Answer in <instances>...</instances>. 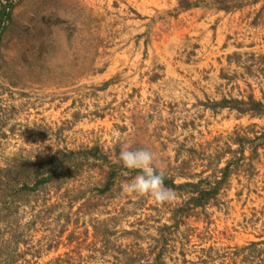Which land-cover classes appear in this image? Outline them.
I'll use <instances>...</instances> for the list:
<instances>
[{"label":"rangeland","instance_id":"rangeland-1","mask_svg":"<svg viewBox=\"0 0 264 264\" xmlns=\"http://www.w3.org/2000/svg\"><path fill=\"white\" fill-rule=\"evenodd\" d=\"M13 4L0 43V264H133L130 251L142 254L134 264L160 253L264 264V146L234 153L237 135H264V118L214 106L264 102V0L231 12L209 0ZM124 146L152 150L168 177L245 158L218 203L174 220L189 196L125 192L139 170L122 167ZM52 160L65 161L57 177L24 189L37 181L26 162ZM187 181L198 178H176Z\"/></svg>","mask_w":264,"mask_h":264},{"label":"trees","instance_id":"trees-1","mask_svg":"<svg viewBox=\"0 0 264 264\" xmlns=\"http://www.w3.org/2000/svg\"><path fill=\"white\" fill-rule=\"evenodd\" d=\"M6 3H3L0 8V43L2 41V31L5 29L7 21L11 19V10L14 7L13 0H5ZM212 2L215 7H217V10H222L225 12H231L239 8L244 7V1L245 0H209ZM254 3H258L261 0H253ZM200 5V2H197L193 6ZM190 7V6H189ZM215 107H219L220 109L229 108L230 110L237 111L239 117L250 115L251 118H264V102L263 101H256L253 96H250L248 101L245 100H223L219 103H216L214 105ZM237 135V134H236ZM264 140V135L261 137H256L254 139L247 138V137H240V135H237L236 140L234 142H237L240 145V150L234 151L235 154H237L239 151L240 155H243L245 146L244 144L249 141L250 144H257L253 147L252 153L257 155L258 149L261 146H264V143L261 141ZM258 142H260V145H258ZM222 155L217 156V161H220L222 159ZM245 157H242L241 160L234 159L231 160L227 164V166L220 170V172L217 173L220 176L217 175H211L207 178H202V175L199 176H193L191 174H188V172H185L183 169L178 171L177 176L168 177L165 176L164 178V185L165 187L171 189L172 191H176L180 193L182 197L189 196L187 201H184L176 210H174V220L177 219H187L191 218L199 213H197L198 210H204L209 206H212L213 204L218 203L219 196L221 194V191L225 189L224 187L228 184L230 181V178L233 175L234 171H237V167L240 165V162ZM252 160V158L250 159ZM27 164L31 167L34 173V177L37 180L35 183L34 188H30L28 184H25L24 189H37L40 185L53 180L57 177V167L62 165H65V161H59L58 160H52L51 162L46 163H35L31 161H27ZM187 166L188 163H185ZM66 169V168H62ZM43 170V172H41ZM46 173L49 175L47 178L44 177ZM235 173V172H234ZM117 173L115 171H112L110 173L108 184L104 190L101 191V193H106L109 188H111L112 183L114 182V179L116 177ZM43 177V178H42ZM177 177H183L191 180H195L198 178V181H187L182 184H176V178ZM42 179V180H39ZM127 257H130L129 261L131 263H136L141 261V255L138 252H126ZM164 254L160 253L158 257L156 258V263L160 262L161 264H164L163 262Z\"/></svg>","mask_w":264,"mask_h":264},{"label":"clouds","instance_id":"clouds-1","mask_svg":"<svg viewBox=\"0 0 264 264\" xmlns=\"http://www.w3.org/2000/svg\"><path fill=\"white\" fill-rule=\"evenodd\" d=\"M118 159L123 168L139 170L138 174L125 186V192L140 197L149 196L159 204H165L174 199L175 193L164 185L165 171L157 168L156 154L152 150L124 146Z\"/></svg>","mask_w":264,"mask_h":264}]
</instances>
